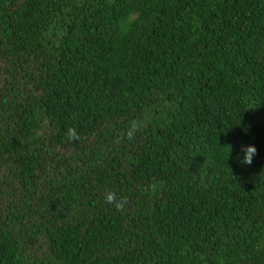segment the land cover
Segmentation results:
<instances>
[{"label":"trees","instance_id":"trees-1","mask_svg":"<svg viewBox=\"0 0 264 264\" xmlns=\"http://www.w3.org/2000/svg\"><path fill=\"white\" fill-rule=\"evenodd\" d=\"M0 264H264V0H0Z\"/></svg>","mask_w":264,"mask_h":264},{"label":"clouds","instance_id":"clouds-1","mask_svg":"<svg viewBox=\"0 0 264 264\" xmlns=\"http://www.w3.org/2000/svg\"><path fill=\"white\" fill-rule=\"evenodd\" d=\"M142 127H143V122L141 120L139 119L133 120L131 122L130 129L127 134L128 138L134 139L136 132L140 131ZM66 134L69 140L74 141L79 139L78 133L75 128L72 127L67 128ZM242 150L245 153L242 163L250 165L252 163L253 157L257 154V149L255 148V146L249 145L244 147ZM105 202L112 204L117 211H123L125 205L127 204V198L122 196L118 197L116 192L109 190L105 194Z\"/></svg>","mask_w":264,"mask_h":264}]
</instances>
